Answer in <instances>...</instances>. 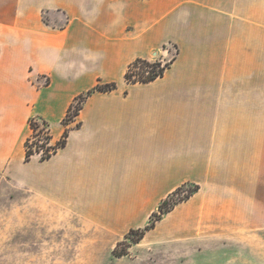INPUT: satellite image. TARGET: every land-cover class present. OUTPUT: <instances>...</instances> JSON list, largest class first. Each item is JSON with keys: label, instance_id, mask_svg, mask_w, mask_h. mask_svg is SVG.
<instances>
[{"label": "crops", "instance_id": "crops-1", "mask_svg": "<svg viewBox=\"0 0 264 264\" xmlns=\"http://www.w3.org/2000/svg\"><path fill=\"white\" fill-rule=\"evenodd\" d=\"M168 45L162 76L125 81ZM79 95L64 145L26 160L28 120L55 143ZM0 176L110 243L189 184L139 243L264 231V0H0Z\"/></svg>", "mask_w": 264, "mask_h": 264}, {"label": "rangeland", "instance_id": "rangeland-1", "mask_svg": "<svg viewBox=\"0 0 264 264\" xmlns=\"http://www.w3.org/2000/svg\"><path fill=\"white\" fill-rule=\"evenodd\" d=\"M166 48L162 63L176 53L174 46ZM34 141L41 153L54 144L44 133ZM191 188V184L182 187L172 198ZM137 236L130 232L110 243L105 232L48 207L0 176V264H251L248 256L264 250V231L209 236L200 244L135 243Z\"/></svg>", "mask_w": 264, "mask_h": 264}, {"label": "trees", "instance_id": "trees-1", "mask_svg": "<svg viewBox=\"0 0 264 264\" xmlns=\"http://www.w3.org/2000/svg\"><path fill=\"white\" fill-rule=\"evenodd\" d=\"M173 60V57L168 61L162 63L159 59L155 60H147L142 58H137L134 61H132L128 66L124 73V79L128 83H136V82H148L151 80H154L155 78L162 76L165 69L169 66V63ZM116 87L115 82H109V83H97L93 88L86 91V94L94 92V91H110ZM84 95H79L76 97L74 102L70 105L68 108V111L66 113V116L62 120V123L65 126V130L63 132L62 138L55 142L53 145L47 146L42 150V153L39 151V148H41L34 139L38 136H41V134L44 133V138L51 143V136L49 133V126L48 123L38 117H31L28 120L29 127L31 129L30 135L27 137V139L24 142V148H25V159L29 160L32 155L38 154L41 159L48 158L52 153H54L57 148L61 147L65 143V139L67 136L68 128L67 125L72 121L75 116H77L81 106L82 102L84 100ZM42 128H41V127ZM41 128V129H40ZM35 147V148H34ZM34 148V149H33ZM43 148V147H42ZM184 187V186H182ZM182 187L177 188L173 194H171L168 198H166L159 206L158 210L150 216V220L148 224L143 229L138 230H130V232H136L138 233V236L132 240L133 242L137 243L141 240L143 237V234L146 230L150 229L154 226L155 222L161 218V216L169 211L174 205H176L178 202L188 198L193 192L197 190V185H192V188L187 190L186 194L178 199H173V195L180 191ZM129 232V233H130ZM128 233V234H129ZM124 255V253L117 254Z\"/></svg>", "mask_w": 264, "mask_h": 264}]
</instances>
